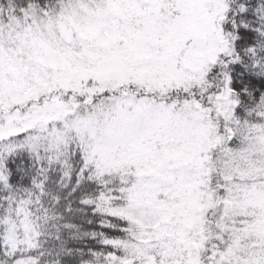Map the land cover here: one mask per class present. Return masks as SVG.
<instances>
[{
	"label": "snow or ice",
	"instance_id": "obj_1",
	"mask_svg": "<svg viewBox=\"0 0 264 264\" xmlns=\"http://www.w3.org/2000/svg\"><path fill=\"white\" fill-rule=\"evenodd\" d=\"M0 264H264V0H0Z\"/></svg>",
	"mask_w": 264,
	"mask_h": 264
}]
</instances>
